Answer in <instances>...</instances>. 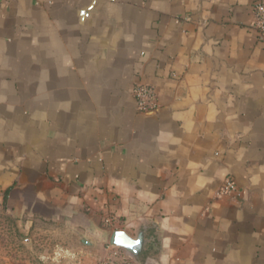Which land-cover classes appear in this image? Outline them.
Returning <instances> with one entry per match:
<instances>
[{"label": "crops", "instance_id": "crops-1", "mask_svg": "<svg viewBox=\"0 0 264 264\" xmlns=\"http://www.w3.org/2000/svg\"><path fill=\"white\" fill-rule=\"evenodd\" d=\"M257 1L0 0V211L75 228L85 264L115 231L136 264H264Z\"/></svg>", "mask_w": 264, "mask_h": 264}, {"label": "rangeland", "instance_id": "rangeland-1", "mask_svg": "<svg viewBox=\"0 0 264 264\" xmlns=\"http://www.w3.org/2000/svg\"><path fill=\"white\" fill-rule=\"evenodd\" d=\"M20 219L12 212L0 211V264H85L77 257L84 245L81 240L76 242L75 228L68 229L62 222L53 221L38 222L28 231L19 227ZM110 245H106L105 257L95 264H124V259L136 264L129 255L113 258Z\"/></svg>", "mask_w": 264, "mask_h": 264}, {"label": "built area", "instance_id": "built-area-1", "mask_svg": "<svg viewBox=\"0 0 264 264\" xmlns=\"http://www.w3.org/2000/svg\"><path fill=\"white\" fill-rule=\"evenodd\" d=\"M254 16V29L257 32L258 40L264 43V0H258L253 7ZM133 96L137 103V110L141 114H152L159 109L158 97L155 89L147 84L139 83L133 88ZM237 192L236 182L228 177L224 180V183L218 193V197L233 196ZM108 223V221H107ZM113 249V258H128L130 253L121 248H115L110 245ZM121 251H125L123 254ZM131 257V256H130ZM124 264H130L127 259H124Z\"/></svg>", "mask_w": 264, "mask_h": 264}, {"label": "water", "instance_id": "water-1", "mask_svg": "<svg viewBox=\"0 0 264 264\" xmlns=\"http://www.w3.org/2000/svg\"><path fill=\"white\" fill-rule=\"evenodd\" d=\"M142 238L137 240L131 238L125 231L113 232L110 244L115 248H121L128 251L132 255H137L141 246Z\"/></svg>", "mask_w": 264, "mask_h": 264}]
</instances>
